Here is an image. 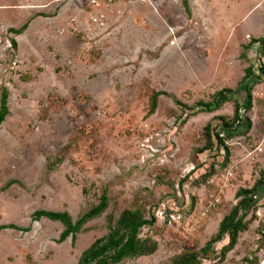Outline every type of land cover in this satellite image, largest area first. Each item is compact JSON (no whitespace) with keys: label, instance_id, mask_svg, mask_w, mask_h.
Listing matches in <instances>:
<instances>
[{"label":"rangeland","instance_id":"374dc122","mask_svg":"<svg viewBox=\"0 0 264 264\" xmlns=\"http://www.w3.org/2000/svg\"><path fill=\"white\" fill-rule=\"evenodd\" d=\"M96 1L0 0V94L5 88L8 107L0 126V264H77L133 208L153 218L138 237L156 248L118 264H167L200 252L235 192L264 170L261 111L252 139L242 125L224 143L228 154L213 138L205 147L204 126L218 132L219 116L230 117L232 100L242 99L244 69H264L261 55L243 49L251 39L243 22L225 19L229 0H187L189 12L180 0ZM234 1L242 4L235 21L264 5ZM224 89L235 90L231 101L209 112L202 103ZM153 92L157 106L146 115ZM103 192L106 208L73 239L58 241L60 222L32 218L47 210L75 222ZM256 200L233 249L221 257L227 238L217 241L201 264H264V186ZM8 225L17 228H1Z\"/></svg>","mask_w":264,"mask_h":264},{"label":"trees","instance_id":"16d2710c","mask_svg":"<svg viewBox=\"0 0 264 264\" xmlns=\"http://www.w3.org/2000/svg\"><path fill=\"white\" fill-rule=\"evenodd\" d=\"M183 8L189 12L188 1L180 0ZM26 28V24L19 29H9L13 34L21 33ZM262 39H250L248 44L243 46L246 50L251 46V43ZM11 46H16V43L11 39ZM243 58L246 56L244 51L240 53ZM246 58V57H245ZM262 77V78H261ZM255 78L264 81V69L259 68V73L254 74L253 66L248 65L244 69V76L240 80V85L245 86L244 96L241 100L233 99V110L230 117L224 118L219 116L220 129L218 132L210 130V125L206 124L203 128L206 139V148L213 146L212 138L216 142V147L222 146L226 149L227 154L229 148L225 146L226 139H231L236 135L239 127L243 125V133L247 134L251 127V120L248 112L252 107L251 86L249 80ZM235 93V90L224 89L216 92L212 99V103H202L209 111L217 110L220 104L231 101L229 94ZM158 92H153L149 100V109L146 115L154 113L157 106ZM8 114L7 107V91L2 89L0 94V126ZM220 133L223 135L220 136ZM226 162V160H225ZM264 186V170L260 172V177L254 182L250 188H239L235 192L237 202L231 208L229 213L223 216L220 220L216 233L210 237L205 245L200 249V252L194 250L183 251L167 264H201L200 254H206L213 243L227 238V243L220 250L221 257L236 244L240 232L247 228L250 218H246L248 213L255 210L257 206L256 197L259 195L260 189ZM107 206L106 195L103 192L99 198V202L90 208L86 213L82 214L75 222H72L66 212H53L47 210H36L32 214L33 220L38 221L44 217L51 221H58L63 225V230L59 235L58 241H63L67 237L74 238L75 234L80 230L81 226L89 219L99 216ZM253 216H251L252 218ZM153 218L145 219L139 208L123 209L115 220L114 226L109 233L101 238L95 239L91 245L85 249L78 259L77 264H118L122 259H131L139 256L150 255L155 251L156 243L150 241L149 238L141 239L138 237L139 230L150 225ZM1 228H17L14 225L3 226Z\"/></svg>","mask_w":264,"mask_h":264},{"label":"crops","instance_id":"0c3cea01","mask_svg":"<svg viewBox=\"0 0 264 264\" xmlns=\"http://www.w3.org/2000/svg\"><path fill=\"white\" fill-rule=\"evenodd\" d=\"M216 2L220 6H223V5L226 6V2H224V0L222 1L216 0ZM229 4H230V7H232V11H229V14L225 15V17H228V18H225V17L224 18L227 21L231 22L232 24H235L236 22H243L242 26L240 27L241 31L249 35L251 39H262L260 41H255L251 43L250 50L255 55L256 54H258L259 56L261 55V58L264 60V5L263 3L259 5L256 4V6H253L250 10H247L246 12L244 11L245 12L244 16L242 15L243 16L242 17L241 15H239L240 18L238 17L239 19H237L236 21H235L236 10L240 8L242 4H239L238 2H235V1L232 2L231 4V0H229ZM259 6L261 7V9H263L262 11L258 9ZM10 7H13V6H10ZM8 8L9 7L7 8L4 7V10ZM218 16H221V15H218ZM232 17H234L233 20H232ZM254 74L257 75V73L255 72ZM249 82L251 86L252 107L250 111L248 112V116L251 120V127L248 133L250 135L249 137H251L252 139L253 133H255L253 130V127L255 126L254 119L256 115L259 114V112L261 111L260 113L261 115H259V120L261 121H259L258 133L260 134V137H259L260 140H259L258 145L259 147L262 145L264 147V81L251 78ZM244 91H245V86L241 84L240 92L243 93V96H244ZM262 167H259V169H261Z\"/></svg>","mask_w":264,"mask_h":264},{"label":"built area","instance_id":"2783aa9c","mask_svg":"<svg viewBox=\"0 0 264 264\" xmlns=\"http://www.w3.org/2000/svg\"><path fill=\"white\" fill-rule=\"evenodd\" d=\"M90 1H91V3L94 4L95 6L98 4L96 0H90ZM103 1L110 2V1H112V0H103ZM97 20H99L97 17H95V16L92 17V21H93V22H97ZM222 135H223V134L220 133V136H222Z\"/></svg>","mask_w":264,"mask_h":264}]
</instances>
